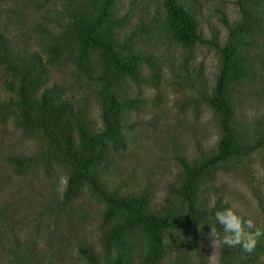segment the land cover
Instances as JSON below:
<instances>
[{
    "label": "trees",
    "instance_id": "1",
    "mask_svg": "<svg viewBox=\"0 0 264 264\" xmlns=\"http://www.w3.org/2000/svg\"><path fill=\"white\" fill-rule=\"evenodd\" d=\"M57 1L68 20L48 32L45 24L50 19L44 15L31 32L35 36L46 32L50 44L38 50L12 42L6 21L16 2L0 0V124L11 121L23 134L41 142L32 154H5L6 163L17 176L60 170L65 185L59 210L82 193L103 204L100 250L95 252L87 243L77 247L85 264H207L210 226L219 230L215 213L230 208L215 186L219 170L236 165L246 169L249 157L264 153V120L243 121L237 113V94L247 80L256 77V63L264 53V0H236L238 17L226 25L221 44L201 38L196 0L161 1L164 27L157 35L164 34L170 43L184 48L206 43L217 52L214 81L198 97L212 113L219 135L210 148L196 142L192 157L180 150L174 153L176 183L158 206L153 205L147 189L123 193L102 176L114 161L112 154L126 146L124 116L138 110L142 102L126 86L143 82V67L152 80L160 77L155 53L137 44L140 31L150 30L140 21L134 29L122 32L128 18L116 16L117 0ZM157 16H153L156 26L160 23ZM60 66L70 71L73 82L48 84L50 72ZM80 83L84 93L77 87ZM86 95L97 107L95 121L85 107ZM251 173L246 169L248 176ZM251 190L259 210L258 219L252 220L255 227L250 229L255 231L264 229V193ZM16 220L10 206L0 203V248L11 254L13 264H23L34 259V253L29 244L22 246L15 234L7 233L13 221L21 223ZM3 239L8 240V249ZM172 246H176L174 255ZM263 254L264 236L251 253L239 246L218 247L219 264H262Z\"/></svg>",
    "mask_w": 264,
    "mask_h": 264
},
{
    "label": "rangeland",
    "instance_id": "2",
    "mask_svg": "<svg viewBox=\"0 0 264 264\" xmlns=\"http://www.w3.org/2000/svg\"><path fill=\"white\" fill-rule=\"evenodd\" d=\"M35 1L41 7H37ZM161 1L116 2V16L126 15L128 18L122 32L134 29L140 21L149 28V33L140 31L137 44L141 49L155 53L160 77L157 81L152 80L148 68L143 67L142 76L146 77L143 82L126 86L131 96H138L142 102L138 110L124 116L126 146L112 154L114 161L102 171L105 180L118 186L123 193L147 189L155 206L176 183L178 167L173 159L174 153L180 150L186 157H192L196 153V142L201 148H210L219 135L212 113L198 97V92L206 94L214 81L217 52L206 43L196 42L184 48L170 43L164 34L157 35L156 31L161 33L164 27ZM15 2L13 12H9V21L5 23L16 47L40 50L43 44H50L46 32L36 36L31 32L44 15L50 19L45 24L48 32H55L59 29L56 27L58 22L68 20L57 0ZM195 6L201 38L221 44L227 35L226 25L238 17L236 0H196ZM156 14L160 21L157 26L153 18ZM185 58L188 60L184 64ZM67 81L73 82V77L66 68L56 67L50 72L48 84ZM82 86L80 83L77 87L84 93ZM237 96V113L243 121L264 120V53L256 63V77L247 80ZM191 98L193 102H189ZM84 102L93 120H97V107L90 97L86 95ZM38 143L41 142L23 134L11 121L0 124V203L6 207L9 205L15 212L16 221H21L18 224L13 221L10 230L6 231L15 234L22 246L29 244L32 248L34 259L23 264H85L77 247L87 243L95 252L100 250L98 235L103 204L88 193H82L59 210L58 203L65 185L60 170H53L48 175L41 171L15 175L4 155L32 154L39 150ZM245 165L252 172L251 176L238 165L224 166L217 174L215 186L218 193L229 201L231 209L255 220L259 217V210L251 187L264 193V153L252 155ZM37 214L40 216L36 220L33 217ZM8 240L3 239L6 248ZM170 251L174 255L176 246ZM41 258L45 259L40 262ZM12 261L11 254L0 248V264H13ZM217 262L219 264L218 248L214 249L209 242L207 264ZM261 262L264 264V254Z\"/></svg>",
    "mask_w": 264,
    "mask_h": 264
},
{
    "label": "clouds",
    "instance_id": "3",
    "mask_svg": "<svg viewBox=\"0 0 264 264\" xmlns=\"http://www.w3.org/2000/svg\"><path fill=\"white\" fill-rule=\"evenodd\" d=\"M215 224L219 225V230L215 226H210L208 238L214 249L218 247H240L244 252L254 251L258 238L264 236V229L256 228L252 220H244L231 208L217 211L215 213ZM218 264V262H217Z\"/></svg>",
    "mask_w": 264,
    "mask_h": 264
}]
</instances>
